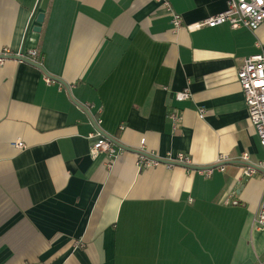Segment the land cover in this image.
Returning a JSON list of instances; mask_svg holds the SVG:
<instances>
[{
	"label": "crops",
	"instance_id": "obj_1",
	"mask_svg": "<svg viewBox=\"0 0 264 264\" xmlns=\"http://www.w3.org/2000/svg\"><path fill=\"white\" fill-rule=\"evenodd\" d=\"M166 1L178 29L158 0H49L37 11L43 23L33 21L26 35L38 0H0V53L38 51L44 72L68 87L47 84L27 63L0 65V264L263 258L264 230L254 219L264 180L243 176L240 159L247 154L253 166L264 151L237 72L264 54V22L254 32L188 30L227 0ZM185 88L190 98L177 102ZM94 116L103 136L133 150L110 166L89 153ZM136 152L183 154L198 168L215 166L219 155L227 161L204 178L179 166L142 168Z\"/></svg>",
	"mask_w": 264,
	"mask_h": 264
},
{
	"label": "built area",
	"instance_id": "obj_2",
	"mask_svg": "<svg viewBox=\"0 0 264 264\" xmlns=\"http://www.w3.org/2000/svg\"><path fill=\"white\" fill-rule=\"evenodd\" d=\"M158 2H160L162 6H164V8L171 14L174 28H180L182 26L181 18L171 11L169 3L166 0H158ZM263 22L264 0H227L226 7L223 11L187 26V29L200 30L202 28H215L226 25L233 30L245 29L254 32ZM0 56H20V54L14 55L9 50L5 49L2 53H0ZM21 57L36 66H41L43 61L40 53L35 50L28 51L27 53H24L23 51ZM5 61V59H0V65H2ZM44 79L47 84L52 82V80L47 77ZM237 82L244 96L248 120L253 126L254 131L258 136L260 146L264 151V54H255L243 61L241 68L237 72ZM174 98L177 102L187 101L190 98L189 90L185 88L181 92L176 93ZM90 108H92V106L87 107L88 110ZM98 113H100V110ZM168 117L172 121L173 126L177 127L180 122L179 112L177 110H173L170 112ZM100 123L101 119L98 116H94L92 120L94 130L89 135V138L93 140V142L89 153L92 158H95L100 154L105 155L108 159V165L110 166L118 154H120L123 150L107 140L97 130ZM119 129L122 130L123 126H120ZM15 146L19 149L24 147V145L19 141L15 143ZM137 156L138 163L142 168L157 167L159 165H164L167 168H172L177 165L192 166L190 158L183 154H178L175 157L168 155L164 158H157L161 160L162 163L157 160L150 159L146 154L141 152H139ZM240 160L245 165L242 171L243 176L252 177L260 174L264 180V174L259 172V170L264 171V160L254 164L253 166L246 165L245 162H249L247 154H243ZM226 161L227 158L225 156L219 155L215 161V166L200 168L194 171L204 178H209L215 171L224 172L222 164ZM254 223L258 230H264V201L259 206ZM262 253L263 258L258 262V264H264V247L262 249Z\"/></svg>",
	"mask_w": 264,
	"mask_h": 264
},
{
	"label": "water",
	"instance_id": "obj_3",
	"mask_svg": "<svg viewBox=\"0 0 264 264\" xmlns=\"http://www.w3.org/2000/svg\"><path fill=\"white\" fill-rule=\"evenodd\" d=\"M48 1L49 0H38V3L35 7V10L30 18V22L28 24V27H27V30H26V35L27 33L29 32V30L31 29V24L33 21H35V23L37 24H42L43 23V20H44V14L43 13H37L38 10L40 11H45L46 8H47V5H48ZM32 31L33 32H39L40 29L39 28H36V27H32ZM26 38V36H25ZM25 41V39H24ZM23 51L24 49L22 48V50L20 51V56H6V57H3V56H0V59H5V60H14V61H17V62H23V63H27V64H30L31 66L37 68L38 70L42 71L44 74H45V77L49 78L50 80L54 81V82H57L61 85H63L64 87H66L68 89V87L64 84V82H62L61 80H58L57 78H52L50 76H48L44 70L40 67V66H36L32 63H30L29 61L25 60L24 58L21 57V55L23 54ZM107 140H109L110 142H112L113 144H115L116 146H118L119 148H121L123 151H133L129 148H125L124 146H122L120 143H118L117 141H115L114 139L108 137V136H104ZM137 154L139 152H136ZM147 155V154H146ZM150 159H154V160H157L159 161L160 163H162L161 160L155 158V157H152V156H149L147 155ZM179 167H183V168H186V169H189V170H198L200 168L198 167H194V166H181V165H177ZM260 173L264 174V171L262 170H259Z\"/></svg>",
	"mask_w": 264,
	"mask_h": 264
}]
</instances>
